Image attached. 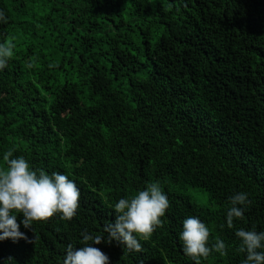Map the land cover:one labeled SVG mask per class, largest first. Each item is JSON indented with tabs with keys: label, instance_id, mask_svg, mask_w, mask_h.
Here are the masks:
<instances>
[{
	"label": "trees",
	"instance_id": "trees-1",
	"mask_svg": "<svg viewBox=\"0 0 264 264\" xmlns=\"http://www.w3.org/2000/svg\"><path fill=\"white\" fill-rule=\"evenodd\" d=\"M0 16V153L79 189L72 218L0 241V264H59L152 181L169 207L139 251L92 245L109 264H240L234 230L264 231V0H0ZM235 192L248 204L230 229ZM187 216L224 256L180 251Z\"/></svg>",
	"mask_w": 264,
	"mask_h": 264
},
{
	"label": "clouds",
	"instance_id": "clouds-1",
	"mask_svg": "<svg viewBox=\"0 0 264 264\" xmlns=\"http://www.w3.org/2000/svg\"><path fill=\"white\" fill-rule=\"evenodd\" d=\"M0 22L3 17L0 16ZM11 55V46L0 45V70ZM79 189L72 179L59 172L46 173L33 169L22 156H13L10 150L0 153V241L31 243L22 226L31 229L36 221H43L54 214L61 219L74 216L78 206ZM224 221L233 228L234 219L242 217L248 204L247 193L235 192L228 198ZM169 207L167 195L159 182H148L128 197H121L112 204L114 216L105 222L100 232L80 233L79 248L68 243L59 264H109L108 256L92 245L114 242L128 250L139 251L142 240H147L160 217ZM20 217L19 224L17 217ZM238 243L235 251L243 254L240 264H264V231L255 228L234 230ZM180 251L193 261L206 258L210 253L225 255L226 245L220 238L209 244V229L198 217L187 216L181 221L179 232ZM8 260H12L11 257Z\"/></svg>",
	"mask_w": 264,
	"mask_h": 264
},
{
	"label": "rangeland",
	"instance_id": "rangeland-1",
	"mask_svg": "<svg viewBox=\"0 0 264 264\" xmlns=\"http://www.w3.org/2000/svg\"><path fill=\"white\" fill-rule=\"evenodd\" d=\"M190 193H191V194H194V195L197 197V199L200 198L201 195H203V194H201V193H200L199 191H197V190H191Z\"/></svg>",
	"mask_w": 264,
	"mask_h": 264
}]
</instances>
